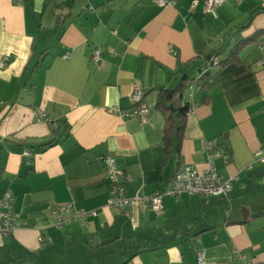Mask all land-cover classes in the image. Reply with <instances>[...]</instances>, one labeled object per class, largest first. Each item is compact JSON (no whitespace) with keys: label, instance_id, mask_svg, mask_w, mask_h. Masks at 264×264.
<instances>
[{"label":"crops","instance_id":"crops-1","mask_svg":"<svg viewBox=\"0 0 264 264\" xmlns=\"http://www.w3.org/2000/svg\"><path fill=\"white\" fill-rule=\"evenodd\" d=\"M215 14L202 0H0V198L10 192L18 214L0 264H199V253L200 264H243L236 251L264 264V0H223ZM244 40L172 109L156 108L161 91L198 77L202 56ZM136 87L147 118L109 112L129 109ZM105 155L130 179L122 209L106 206ZM209 158L227 197L146 204ZM64 204L58 227L50 211Z\"/></svg>","mask_w":264,"mask_h":264},{"label":"built area","instance_id":"built-area-1","mask_svg":"<svg viewBox=\"0 0 264 264\" xmlns=\"http://www.w3.org/2000/svg\"><path fill=\"white\" fill-rule=\"evenodd\" d=\"M55 1V0H51ZM176 0H154L159 7L174 5ZM204 10L215 17L216 8L222 4L223 0H202ZM100 53L98 50L91 55V60L94 63L100 61ZM191 98L192 95L190 94ZM131 106L129 109L122 110L118 107H112L109 112L116 114L122 120L128 119H145L150 114V109L142 102V92L136 87L130 96ZM45 118V115L42 114ZM207 150L210 149L208 145ZM24 155L30 156V153L25 151ZM256 158L261 163L264 161V149H259L255 153ZM98 161L103 163L104 173L108 180V200L106 206L108 208L122 209L132 203V199L125 194L126 185L130 179L126 177L122 170L118 167L115 159L111 155H105L98 158ZM230 181L222 180L217 173L211 158L207 162V168L204 172L199 173L194 167H187L182 171L177 172L171 179L170 189L166 192H155L152 195L146 196L144 201L149 205L150 209L155 212H160L163 208L162 200L164 195H170L175 200L182 196H199L211 197L214 199L227 197L230 192ZM71 204H64L54 207L50 211V217L56 219V225L60 227L65 219V213L71 208ZM93 211L87 212L83 210L76 211V218L83 221L88 216H93ZM18 214L13 209V197L10 192H6L0 198V234L9 235L17 226ZM41 240V239H39ZM236 258L242 261L243 264H249L243 260L240 252H234ZM197 262H203V255L198 254Z\"/></svg>","mask_w":264,"mask_h":264},{"label":"trees","instance_id":"trees-1","mask_svg":"<svg viewBox=\"0 0 264 264\" xmlns=\"http://www.w3.org/2000/svg\"><path fill=\"white\" fill-rule=\"evenodd\" d=\"M256 35L251 37V40L256 39ZM249 40V41H251ZM249 41L244 40L235 45V47L228 53L226 57L219 58L217 54H207L201 57L200 63L198 65V77L192 78L189 75H184L177 82L175 88L170 91H161L157 98L156 108L161 111H167L173 108V105L178 99V97L182 96L188 85L191 83H197L200 81H204L207 77L213 75L211 70L214 68H218L219 70L226 66L232 58L236 56L238 48L246 45ZM187 110V106L181 108V111L184 113ZM56 132V131H54Z\"/></svg>","mask_w":264,"mask_h":264}]
</instances>
